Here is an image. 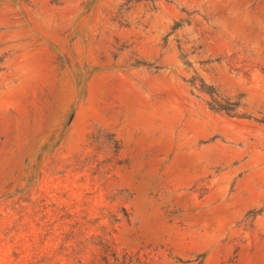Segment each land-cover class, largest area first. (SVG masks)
Returning <instances> with one entry per match:
<instances>
[{"label":"rangeland","instance_id":"obj_1","mask_svg":"<svg viewBox=\"0 0 264 264\" xmlns=\"http://www.w3.org/2000/svg\"><path fill=\"white\" fill-rule=\"evenodd\" d=\"M0 264H264V0H0Z\"/></svg>","mask_w":264,"mask_h":264},{"label":"trees","instance_id":"obj_2","mask_svg":"<svg viewBox=\"0 0 264 264\" xmlns=\"http://www.w3.org/2000/svg\"><path fill=\"white\" fill-rule=\"evenodd\" d=\"M204 89V87H203ZM207 93V91H206ZM208 106L211 110L216 111V112H220V111H224L225 109L223 108V106H221V104L219 103V101L217 100V98H212L211 102L208 103Z\"/></svg>","mask_w":264,"mask_h":264}]
</instances>
